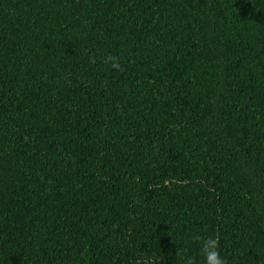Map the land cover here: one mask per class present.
<instances>
[{
  "label": "trees",
  "instance_id": "1",
  "mask_svg": "<svg viewBox=\"0 0 264 264\" xmlns=\"http://www.w3.org/2000/svg\"><path fill=\"white\" fill-rule=\"evenodd\" d=\"M196 235L264 264V0H0V264H204Z\"/></svg>",
  "mask_w": 264,
  "mask_h": 264
},
{
  "label": "clouds",
  "instance_id": "2",
  "mask_svg": "<svg viewBox=\"0 0 264 264\" xmlns=\"http://www.w3.org/2000/svg\"><path fill=\"white\" fill-rule=\"evenodd\" d=\"M107 60L113 70H122V65L119 62L118 58L108 56ZM90 62H95V60H90ZM194 239L200 242V251L204 259V264H226L225 259L220 255L219 240L217 237L209 236L206 238H202L201 236L196 235ZM184 264H195V262L191 257H185Z\"/></svg>",
  "mask_w": 264,
  "mask_h": 264
}]
</instances>
